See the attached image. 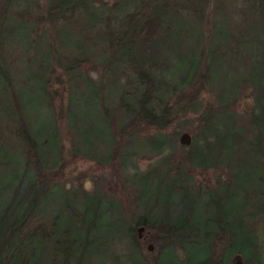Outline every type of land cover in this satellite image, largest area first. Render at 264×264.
Masks as SVG:
<instances>
[{"label":"trees","instance_id":"16d2710c","mask_svg":"<svg viewBox=\"0 0 264 264\" xmlns=\"http://www.w3.org/2000/svg\"><path fill=\"white\" fill-rule=\"evenodd\" d=\"M128 1L132 2L123 0L118 3L119 10L111 11L102 0H47L43 15L37 11L36 17L30 12L29 2L20 10L15 7V0H0V264H105L106 247L116 238L125 239L126 244L120 264H231L234 255H239L243 264H264V126H259L262 123L255 116L256 111L264 112V105L256 98L253 86L237 79L231 83L241 87L247 84L253 92L250 101L254 106L245 110L247 118L239 119L236 114L234 101L239 92L231 99L230 110L224 101L220 111H215L212 105H199V91L203 81H211L212 69V63L203 60V49L193 67L171 72L178 76L181 89H188L172 100L173 91L180 90L176 84L157 82V70L162 65L152 62L151 57L160 38L172 27V10L175 16L183 12L189 18L191 24L188 22L178 30L187 37L194 26L204 25L205 1L195 0L192 4L190 0H159L155 5L154 0L150 8L148 0H139L131 3L132 15L126 14L123 20L115 22V12L123 11ZM242 1L247 6L243 7ZM248 2L239 1L240 11L227 8L229 15L226 9L220 13L215 10L209 25L215 29L214 33L208 38L205 32H200V36L209 42L216 39L213 49L216 55L226 50L227 41L235 45L233 48H240L253 40L251 54L245 51V55L263 69L264 7L259 6L264 5V0H255V9ZM189 8L195 13H189ZM245 8H250V14L244 12ZM100 11L105 14L101 20L97 14ZM234 14H241L244 23L250 15H259V20L251 25L257 36L239 30L233 21L225 27L215 19ZM63 26L71 31L77 27L82 35L94 31L92 39L85 37L88 49L76 43L53 45L48 41L47 47L44 40L42 45L48 27ZM125 30L127 46L134 50L141 47L143 67L133 64L128 52L117 58L111 55V36ZM5 40L18 45L19 59L25 62L24 78L15 89L8 73L12 63ZM41 45L43 50L38 49ZM35 49L37 52L31 54ZM92 51L99 52L103 66L113 76L117 75L116 81L120 75L124 78L117 96L115 129L107 111L100 107V96L95 98V107L101 110V115L104 113L109 130L103 149L90 153L74 147L75 155L71 156L93 161L97 168L114 166L105 175L107 190L103 194L84 189L70 192L56 183L62 166L56 168L59 143L51 112L52 96L56 93L49 91L48 78L53 72L52 62L56 61L65 75L73 77L69 78L72 89L78 83L96 84L85 83L79 72L81 64L90 61L88 55ZM190 53L193 54L192 50ZM27 92L36 97L35 108L27 104ZM42 105L47 114L40 111ZM73 109L77 110L75 101H70L66 114L76 117ZM33 114L45 124H35ZM217 115H223L224 121ZM182 122L192 127L181 126ZM45 128L54 134L52 147H48ZM139 130L148 133L139 138L135 135ZM183 131L191 137V143L184 147L178 144ZM117 136L137 140L140 152L120 151ZM43 148H47L45 155L41 154ZM8 154L11 160L2 162L1 158ZM134 156L147 160L144 171L139 170L136 160L133 173L122 172L126 160ZM247 159L253 160L255 166L251 162L246 165ZM245 167V177L239 181L235 169ZM253 167L256 175L250 170ZM220 171H226L224 178L212 188L208 181L203 180L208 188L198 183V176L211 172L217 177ZM111 176L118 177L125 190L132 197L135 195L133 217L120 211V203L108 188ZM222 191L225 199L229 197L226 209L222 206ZM24 193L30 200L8 221L10 199ZM209 196L214 198L212 203ZM34 200L37 205H31ZM47 207L52 208L49 214L44 213ZM140 227L142 233L148 234L147 238L135 236ZM145 243H151L154 250L146 252ZM176 251L184 256L178 259Z\"/></svg>","mask_w":264,"mask_h":264},{"label":"rangeland","instance_id":"374dc122","mask_svg":"<svg viewBox=\"0 0 264 264\" xmlns=\"http://www.w3.org/2000/svg\"><path fill=\"white\" fill-rule=\"evenodd\" d=\"M47 0H15V7L23 9L26 5L25 2H29L31 7L30 12H32V15L37 17V11H40V15H43L45 2ZM132 2L128 1L126 4V7L123 11H116L115 12V22L119 20H123L126 14L132 15L133 10V4L138 3L139 0H131ZM143 2H147V0H142ZM152 4L154 0H148ZM180 1V0H176ZM192 4H194L195 0H190ZM205 1L203 10L205 11V17L203 19L204 25L194 26V29L190 31L189 36L185 37L183 33L179 34L178 30H182L183 27L189 22V18H187L184 13H178V16H175V13L172 10L173 18L171 19L172 27L168 31V34L165 36H162L160 38V41L158 45H154L157 50L155 51V54H152L151 60L152 62L158 63L162 65V68H158L156 78L157 82L165 81L168 82V84L171 86L172 84H176L179 88L178 91H173L172 94V100L179 97L181 93H186L188 89H181V83L179 82L178 76L173 73H179L182 67H190V65L193 67L194 63L198 61L200 56V50H204L205 58L203 59L206 64L212 63V69L210 78L211 81L208 83L207 81H203V86L201 90L199 91V99L202 107H207L209 105H212L215 107V111H220V106H222L221 101H224V104H228L226 108L228 110L231 109V99L234 98V96L239 95L236 97L234 103H235V110L236 114L240 116L239 119H245L246 117V111L244 110V99L250 98L252 99L253 92L251 91L250 87L245 84L242 87L239 85H236L231 83L232 79H237V81L240 83V81H243L250 84L254 88L255 96L259 100V102L264 105V68H260L255 65L253 59L251 60V57L248 55H245V51H248L249 54H251L250 49L252 47V41L248 45L247 43L241 44V47H235V45L231 44L230 42H226V45L223 47L226 48V50H223L221 55H216L213 52L214 47L216 46L215 40L213 41H206V39L201 38L200 32L202 34H205L209 38L210 33H214L215 29L210 27L209 25L212 23V18L214 16L215 10H219L218 13L225 11L229 14V11H233L234 9H238L236 11H240V3L241 0H203ZM123 2V0H102V4L105 5L106 8L110 9L111 11H115V9L119 10L120 5L118 3ZM159 0H156L154 3H158ZM221 3V4H220ZM239 3V4H238ZM37 4V7H36ZM242 6L244 7L246 5V2L242 1ZM128 5V6H127ZM193 6V5H192ZM247 6V5H246ZM248 6L255 9L256 2L255 0H249ZM122 7V6H121ZM264 5H260L259 8H263ZM197 8V7H192ZM189 8V13H195L194 9ZM228 8V10H227ZM184 8L183 10L186 11ZM223 10V11H220ZM198 13L200 12L199 9L197 10ZM248 11H250V8H245V13L250 14ZM100 13L97 12L100 20L104 19V11H100ZM187 12V11H186ZM217 13V14H218ZM227 15V16H228ZM259 15H250L248 17L247 22H243L241 14L239 16L231 15L230 18H222V17H215L217 20V23L224 24L225 27H227L228 24H231L233 21V24L238 25V29L245 31L246 34H249V36L252 35V37L257 36L256 30L252 28V23L257 22L259 19ZM41 18V17H40ZM195 21V20H194ZM251 26V27H250ZM193 27V26H192ZM76 30L71 31L70 28L63 26L61 28L59 27H48L46 29V34L44 39H42V45L43 40L45 41V45L47 46V41L50 44H60V45H68L71 44H78L79 46H82L85 50L88 49V45L85 43V37H90L92 39L93 32L92 30H88L85 32L84 35L81 34V31L78 30L77 27H75ZM229 31H231V26L228 28ZM207 32V33H206ZM126 33V30L124 32L120 31L119 33H116L115 35L111 36V55L114 57H118L121 54L124 55L125 53H129L130 60L133 64L143 67L142 66V56H141V47L139 46L136 50L129 48L127 46L126 40L124 39V36ZM221 35V34H220ZM34 36V35H33ZM31 36V38H33ZM43 36V34H42ZM219 38V37H218ZM256 38H254L255 40ZM7 48V52L10 56L11 61V67L9 68V76L10 80L13 83V88H17L16 85H19L20 81L24 78L25 72H23L24 67V60L21 58L19 59V56L21 54L20 49L17 48L18 45H16L14 42H8L4 41ZM119 44V45H118ZM42 45L38 48L43 50ZM186 46V48H185ZM220 46V45H219ZM48 47V46H47ZM17 48V49H16ZM22 49V47H20ZM19 49V50H18ZM37 49V50H38ZM186 49V50H184ZM254 50L258 51V48H253ZM18 50V51H16ZM36 50V49H35ZM36 51H31V54H34ZM190 50H192V53H190ZM237 52V53H236ZM241 52V55H240ZM75 55V54H74ZM88 59L90 61L86 64H81V70L79 71L82 80H84L85 83H96V84H89L87 86L82 85L78 83V87H75L72 89L73 82L71 81L73 77H69L65 75L61 67L57 66L56 61L52 62V73L49 74V81H50V87L49 91L55 92V96H52V106H51V112L52 116L54 118V121L56 123V130L58 133V143H59V161L56 168L62 166L59 174V179L56 182L60 186H62L63 189L74 192L75 190H82L83 189V183L85 181H88L90 183L89 190L87 192H95L98 194L105 193L104 190H107V184L105 181V175L112 170L114 167L112 164L110 165L111 168L107 167H96L95 162L88 161L86 159H79L76 157H71L74 154V147L79 148L83 151L87 152H94V151H100L103 149V143L108 140V126L106 124V120L104 118V113L101 115V110H97L94 104L96 102L95 98L100 96V107L107 111L109 116L111 117V120L114 123V129L116 128L117 124V118L115 117V108L117 104V96L120 91V86L124 82V78L119 76V80L116 81V76H113L112 72L109 70V68H106V66H103V59L100 58V54L97 51H92L91 55H88ZM149 57H146V60L148 61ZM146 64V63H145ZM154 71V70H153ZM173 72V73H171ZM93 74L95 76V80L90 78V75ZM69 78L71 80H69ZM15 83V84H14ZM26 102L29 106H32L33 108L36 107L34 104V100H36V97L33 95V93H28L25 95ZM70 101H75V105L77 107V110L73 109L72 111L76 115V117H73L71 114H66V110L68 108V105ZM94 106V107H93ZM254 104H252L253 109ZM43 108L40 109L41 112H44L47 114V109L42 105ZM100 109V108H99ZM256 117H258L262 124L259 123V126H264V112L256 111ZM49 115V114H48ZM32 120H35V124L39 123L40 125H44V122H41L40 117L38 115L33 114ZM217 118L224 121L223 115H217ZM187 126L188 129L192 127V125H189L188 122H182L181 126ZM71 131V132H70ZM186 131V130H185ZM183 131V132H185ZM182 132V133H183ZM188 132V131H187ZM74 133V135H72ZM148 131L142 130L140 133V130L135 133L139 138L146 135ZM181 133V134H182ZM45 138L48 144V147L53 146V139L54 134L45 128L44 130ZM115 140H117V146L121 149L120 151H135L137 153L140 152L139 146L137 145V140L135 139H127V137H116ZM11 144H15L14 139H10ZM102 142V143H101ZM47 144L45 147H47ZM47 151V148H43L41 154L45 155L44 153ZM10 154L5 155V157L1 158L2 162L10 161L11 160ZM137 160V167L139 170L144 171V169L147 166V160H141L138 156H134L133 158L127 159L125 163V168L122 172H125L126 174L133 173L132 169ZM251 162L252 166L254 165L253 160H245V164L248 165V163ZM113 163V162H112ZM252 168L250 169L253 171L254 175L257 173L254 172ZM122 169V168H121ZM120 169V170H121ZM245 168H237L235 171L237 173V176L239 177V181H241L242 178L245 176ZM107 172V173H106ZM226 173V171H220L217 174V177L213 175V173L208 172L206 176H198L197 180L200 185H203V187L208 188L206 185L207 183H204L205 181L209 182V187H213L218 180L223 179V175ZM204 180V182H203ZM111 182L112 184L108 187L112 193L115 194V198L117 199V202L120 203V211L124 214H126L129 217H133L134 215V209H133V197L130 195L128 191L125 190L122 182L118 179V177L111 176ZM206 184V185H205ZM222 190V189H221ZM220 192L218 191V195ZM225 191L221 192V198H222V206L226 209L227 201L229 200V197L227 199L226 196H224ZM217 195V196H218ZM210 202L214 200L213 197L209 196ZM14 200L9 201V203L12 201L11 205V211L9 215H7L8 221L13 219L14 216L17 215L19 211H21V206L23 203H27L30 199L27 195V193H24L23 195H20V197L15 196ZM31 205H37V200H34ZM264 205V203H263ZM1 211V209H0ZM52 212L51 207H47L45 209L46 214H49ZM125 215V216H126ZM222 213H219L218 216L220 217ZM124 216V218H125ZM222 217V216H221ZM180 218V216H179ZM126 222L127 219L125 220ZM120 230H123V228H119ZM109 232L112 231V229H107ZM138 233H136V237H138ZM148 234L140 232V238H147ZM105 237V236H104ZM145 238V239H146ZM148 244L151 243H145L143 249L146 251V247ZM152 245V244H151ZM126 250V244L125 239L116 238L114 241L110 244V246L106 247V250L104 255H106L105 264H120L123 261L124 253ZM154 250V247L152 245V250ZM147 252V251H146ZM182 253V257H183Z\"/></svg>","mask_w":264,"mask_h":264},{"label":"water","instance_id":"95a60500","mask_svg":"<svg viewBox=\"0 0 264 264\" xmlns=\"http://www.w3.org/2000/svg\"><path fill=\"white\" fill-rule=\"evenodd\" d=\"M90 78L93 79V80H95L94 79L95 76L93 74L90 75ZM243 103H244V105H243L244 110L250 111L251 108H252V102L250 101V98H245L244 101H243ZM178 137H179L178 138V144L180 146H182V147L188 146L191 143V137L186 132H183ZM83 184H84L83 185V189L85 191H88L89 190L90 183L88 181H85ZM141 231H142V228L141 227L140 228H137L136 232L139 234L138 235V238H140V232ZM151 250H152V245L151 244H148L147 247H146V251L147 252H151ZM176 252H177L178 259H181L182 258V252H180V251H176ZM231 264H243L242 263V259L240 258L239 255H234L231 258Z\"/></svg>","mask_w":264,"mask_h":264}]
</instances>
